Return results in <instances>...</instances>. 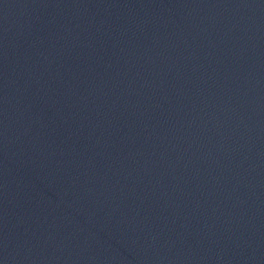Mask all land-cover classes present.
<instances>
[{"label": "water", "instance_id": "water-1", "mask_svg": "<svg viewBox=\"0 0 264 264\" xmlns=\"http://www.w3.org/2000/svg\"><path fill=\"white\" fill-rule=\"evenodd\" d=\"M0 264H264V0H0Z\"/></svg>", "mask_w": 264, "mask_h": 264}]
</instances>
